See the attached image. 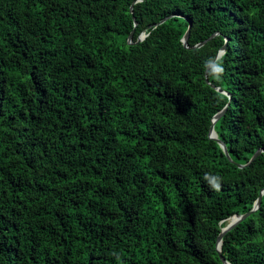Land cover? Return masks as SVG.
I'll list each match as a JSON object with an SVG mask.
<instances>
[{
    "label": "trees",
    "instance_id": "trees-1",
    "mask_svg": "<svg viewBox=\"0 0 264 264\" xmlns=\"http://www.w3.org/2000/svg\"><path fill=\"white\" fill-rule=\"evenodd\" d=\"M259 196L229 264H264V0H0V264H222Z\"/></svg>",
    "mask_w": 264,
    "mask_h": 264
},
{
    "label": "water",
    "instance_id": "water-1",
    "mask_svg": "<svg viewBox=\"0 0 264 264\" xmlns=\"http://www.w3.org/2000/svg\"><path fill=\"white\" fill-rule=\"evenodd\" d=\"M137 1H142V0H137ZM135 2H133V3H135ZM133 3L130 5V8H129V11L130 12H132V5H133ZM165 19L166 18L162 19L161 21H159V23H162ZM134 26H135V23H134ZM189 29H190V24L188 25V27H187V29H186V31L184 33V36L181 39V42H182L184 48H188L187 47V39H188V35H189ZM131 38H132V32L128 36V43H130L129 41L131 40ZM143 38H144V35L143 34L139 35V37L137 38V42L141 41ZM200 45L201 44H197V45L191 47L190 49L198 48ZM224 111H225V108L221 112L217 113L216 115H214L212 117L211 126H210L209 131H208V137H209L210 140L216 141L220 145V147H221L222 151L224 152V154L227 156V152H226V148H225L224 144L216 138L215 132L213 131V124L216 122V120L218 118H220V116L223 114ZM258 152H260V151H257L251 157V159H250L249 162L253 161V159L258 154ZM260 199H261V197L259 196L257 198V201L255 202V204H254V206H253V208H252V210L250 212H248L246 214H243V215H233V216H231L230 218H228L226 220L228 223H227V225L225 227H223L221 229V233L217 237L216 245H215L216 246L217 255H218V257H219V259H220V261H221L222 264H229L228 262L225 261V259L220 254V243H221L222 236L225 233H227L228 231H230L231 229H233L241 220H243L244 218H246L247 216H249L250 213L254 212L259 207Z\"/></svg>",
    "mask_w": 264,
    "mask_h": 264
},
{
    "label": "clouds",
    "instance_id": "clouds-1",
    "mask_svg": "<svg viewBox=\"0 0 264 264\" xmlns=\"http://www.w3.org/2000/svg\"><path fill=\"white\" fill-rule=\"evenodd\" d=\"M223 55V52L218 53L215 62L210 58L205 65L206 67H210L211 75L216 79H219L224 72L223 66L220 62ZM204 179L214 191L219 192L221 190V178L219 176L206 173ZM116 259L119 260V256H116Z\"/></svg>",
    "mask_w": 264,
    "mask_h": 264
},
{
    "label": "rangeland",
    "instance_id": "rangeland-1",
    "mask_svg": "<svg viewBox=\"0 0 264 264\" xmlns=\"http://www.w3.org/2000/svg\"><path fill=\"white\" fill-rule=\"evenodd\" d=\"M130 42V41H129Z\"/></svg>",
    "mask_w": 264,
    "mask_h": 264
}]
</instances>
